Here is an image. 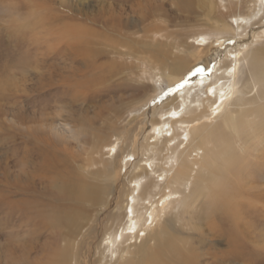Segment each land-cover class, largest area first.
<instances>
[{"label": "rangeland", "instance_id": "374dc122", "mask_svg": "<svg viewBox=\"0 0 264 264\" xmlns=\"http://www.w3.org/2000/svg\"><path fill=\"white\" fill-rule=\"evenodd\" d=\"M217 1L218 6H227L229 0ZM253 2L246 0L240 13L249 15L257 8ZM207 7V2L199 4L192 0L186 3L180 0H0V264H44L36 251L17 257V262L14 245H17L16 250L25 247L27 252L32 244L40 247L52 242L48 243L50 236H35V225L24 220L19 209L20 199L12 194L15 176L30 170L37 160L33 156L42 147L41 138L56 140L54 151L59 153L60 168L76 167L74 172L80 179L99 183L100 161L111 159L114 152L107 146L98 149L97 142L109 137L120 154L119 160L122 153L130 150V145L122 142L126 131L133 129L140 119L141 133L137 140H146L144 137L150 135L152 104L172 94L165 81V76L172 75L167 67L186 63L181 78L195 71H207L210 66H219V76L223 75L226 64L223 65L221 54L209 62L188 54L191 49L187 45H194L191 38L203 30H212L208 22L217 13H210L207 20ZM221 11L225 12V8ZM118 17L124 19V27L116 26ZM258 17L264 20V10ZM258 17L248 18V24L239 29L235 37L216 33L221 40L235 42L242 38L246 43L237 62L235 89H241L251 76L253 81L260 80L248 93L239 92L235 96L252 97L257 89L264 92V37L255 41L253 38V32L261 30ZM79 28L91 31L79 37L76 34ZM209 39L204 49L194 45L195 51L202 52V56L211 55L215 43ZM94 74L103 75L101 81L86 87L83 81ZM144 92L146 95L142 96ZM149 95L153 97L146 101ZM136 101L138 104L134 106ZM262 103L259 119L246 126L239 139L241 143L248 139V153L263 156L260 161L264 162V101ZM219 119L220 116H216L203 120L213 127ZM151 140L148 138L149 142ZM180 148L181 145L171 151L173 159L179 157ZM135 152V160L142 159L139 163H144L140 148L136 147ZM149 155L153 157V170L147 165V174L139 175L142 185L151 178L167 190L163 178L165 174L172 176L177 167L173 165L164 173L161 168L166 169V164L160 159L161 154L149 150ZM117 164L120 167V162ZM119 172L113 197L118 192L128 194L132 188L129 165L122 163ZM194 182H197L196 187L192 186ZM186 183L183 189L186 199H182L180 193L170 204L163 205L161 215L165 214L168 227L163 228L167 232L164 239L155 242L159 245L155 264H168L169 244L177 245L183 250L182 254L193 256L195 264H264V183L253 184L262 193L261 201L253 197L239 199L237 194L232 205L200 174L189 177ZM159 193V189H153L150 200H156ZM134 197L136 207L141 208L142 201L136 191ZM95 202L92 204H97ZM126 203L125 198L122 202L119 200V205ZM235 207L240 210L239 220H233ZM103 215L102 210L96 218L98 223L104 219ZM123 222L114 221L110 229ZM101 230L102 225L91 239L90 261L101 253L98 252L101 248L97 247L104 237ZM79 238L80 233L75 239ZM140 243L139 239L131 243V263L154 264L150 263L148 251L137 249ZM86 247L87 244L83 251ZM108 255L103 250L102 263L115 262L114 258L109 262Z\"/></svg>", "mask_w": 264, "mask_h": 264}, {"label": "bare ground", "instance_id": "6f19581e", "mask_svg": "<svg viewBox=\"0 0 264 264\" xmlns=\"http://www.w3.org/2000/svg\"><path fill=\"white\" fill-rule=\"evenodd\" d=\"M192 1H197L199 4L207 2V20H210L208 17L210 13L216 12L217 16L208 22V26L212 30L201 31L191 38V42L195 46H203V49L208 44L209 38H212L211 43L215 44L211 55L206 53L203 56L202 52L195 51L194 45L188 44L187 48L191 49L188 54L192 58L197 57L205 62H209L217 54H221V58H223L221 61L223 65L226 64L222 71L223 75L219 76V66H210L207 71H195L190 76L181 78L186 63L180 62L178 66L167 67L172 75L165 76V81L172 94L152 104V117L148 127L150 135L144 137L146 140L144 142L137 140L138 133H141L138 126L140 123L142 124V119H140L133 129L129 128L126 131L122 142L130 145V150L122 153L119 160L117 157L120 154L117 153V149L113 142H110L109 137L97 142L98 149L107 146L114 152L111 159L100 161L99 179L97 180L99 183L80 179L77 172H74L76 167L60 168L57 164L59 153L54 151L57 147L56 140L50 137L41 138L43 140L42 147L33 156L37 160L30 170L15 176L12 194L17 197L16 199H20L19 209L23 212L24 220L28 224L35 225V236H50L51 240L48 243L52 242L48 246L45 244L40 247L32 244L27 252L25 247H21V244H18L21 247L18 250L15 249L17 245H14L13 252L15 255L18 254L17 262L18 258L36 251L43 258L42 263L44 264H72V262L82 264L83 261L85 264H109L108 262L102 263V258H100L103 250H106L110 256L109 262L112 258L115 261L110 264H132L130 246L131 243H135L139 239L141 243L137 249L142 252L148 251L150 263L155 264L159 251V245L157 246L155 242L164 239L167 232L163 228L168 227L165 214L161 215L163 205L170 204L180 193L181 198L186 199L187 194L183 192L187 185L186 181L189 177L197 174L202 175L204 181L211 183L213 190L219 195L227 197L226 201H230V203L237 194H239V199L253 197L256 201H261L262 193L255 189L253 184L264 183V162L260 161L263 156L259 157L258 154L248 153V139L241 143L239 137L246 126L259 119L263 107L264 92H259L257 89L252 97L235 96L239 92L242 95L248 93L249 89L253 88L251 86L254 83H259L260 80L253 81L251 76L241 89H235L234 76L237 71V62L242 54V45H246V43L241 41L242 38L235 42L221 40V37L216 33L224 32L228 35L231 34L232 37L239 35L238 30L248 24V18H257L260 11L264 10V0H254L253 5H257V8H253L249 15L240 13L246 0L240 2L229 0L227 6L222 4L218 6L217 0ZM186 2H190V0H180V3ZM222 7L225 8V12L221 11ZM258 18L257 22L261 30L253 32L254 41L264 37V20ZM115 21L116 26H125L122 17L116 18ZM81 29L79 28L76 33L79 37L86 35L83 34L84 32L91 31L90 29ZM94 32L98 33L95 30ZM91 34H94L93 31ZM79 43L82 42L79 41ZM183 58L184 56L181 60ZM102 77L103 75H90L83 83L89 87L99 83ZM193 87L200 88L193 91ZM145 95L146 92L142 94V96ZM150 97L153 96L149 95L146 101ZM137 104L136 101L134 106ZM216 116H220L218 124L213 127L205 124L203 119H211ZM148 138H152L151 142L148 141ZM150 144L153 147H150ZM179 145H181L180 155L173 159L171 151L176 150ZM136 147L140 148V155L145 156L142 164L139 163V160L142 159L135 160ZM149 150L156 155L161 154L160 159L163 160V164H166V169L161 168L162 172L166 173L173 165L177 167L172 176L168 177L165 174L163 178L167 183V190L151 178L145 180L142 185L139 175L147 174V165L149 169L152 167L153 157L149 155ZM199 151L200 156L198 157ZM162 152L165 153L162 154ZM190 156L192 158H189ZM59 159L64 167V158ZM118 162H120V167ZM122 163L123 166L128 164L130 167L129 183H132V188L128 194L118 192L113 197L114 191L117 192L116 182L120 177L119 169H121ZM158 175L163 176L162 174ZM30 177H32L31 180ZM197 182L200 183L199 178ZM197 182L192 183V186L196 187ZM153 189L160 191L156 200H150ZM134 191H136L138 199L142 201L141 208L136 207ZM123 198L127 199L126 205H119V200L122 202ZM94 201L97 204L93 205ZM114 208L118 211H114ZM102 210L105 212L104 219L98 223L96 218ZM239 211L235 207V219L233 220L240 219ZM17 218L15 216V219ZM116 220L124 222L110 229L111 224ZM101 225L100 233H103L104 237L97 244V247L101 248V251L98 250V252L101 253L98 258L90 261L88 250L93 243L91 239L96 237L97 228H100ZM154 225L156 226L154 227ZM198 232L201 233V231ZM78 233H80V238L75 239ZM100 233L98 231V236ZM230 240H232L231 237ZM86 244L87 247L83 251ZM168 250L170 253L167 258L168 264H195V261L192 260L194 257L182 254L183 250L177 245L169 244ZM106 261L108 260L106 259Z\"/></svg>", "mask_w": 264, "mask_h": 264}]
</instances>
